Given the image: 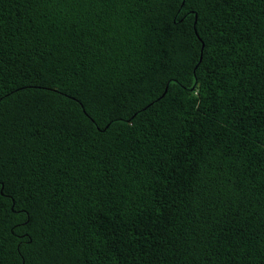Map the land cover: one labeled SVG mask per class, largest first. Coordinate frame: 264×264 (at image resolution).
I'll use <instances>...</instances> for the list:
<instances>
[{"label":"trees","instance_id":"16d2710c","mask_svg":"<svg viewBox=\"0 0 264 264\" xmlns=\"http://www.w3.org/2000/svg\"><path fill=\"white\" fill-rule=\"evenodd\" d=\"M0 264H264V0H0Z\"/></svg>","mask_w":264,"mask_h":264}]
</instances>
